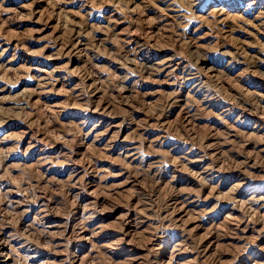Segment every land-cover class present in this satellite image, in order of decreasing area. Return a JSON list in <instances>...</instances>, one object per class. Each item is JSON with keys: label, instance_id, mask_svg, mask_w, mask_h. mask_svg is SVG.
Returning <instances> with one entry per match:
<instances>
[{"label": "rangeland", "instance_id": "obj_1", "mask_svg": "<svg viewBox=\"0 0 264 264\" xmlns=\"http://www.w3.org/2000/svg\"><path fill=\"white\" fill-rule=\"evenodd\" d=\"M248 1L0 0V235H9L4 242L13 245L14 264H31L33 257L37 264L61 258L69 264H130L131 257L133 264H264V22L250 21L251 9L243 12ZM220 8L227 14L215 11ZM159 59H168L176 72L158 74ZM129 144L138 146L137 156L125 163L121 154ZM188 196L194 204L183 209L179 199ZM84 232L93 235L80 245ZM122 246L125 253L118 252Z\"/></svg>", "mask_w": 264, "mask_h": 264}, {"label": "bare ground", "instance_id": "obj_2", "mask_svg": "<svg viewBox=\"0 0 264 264\" xmlns=\"http://www.w3.org/2000/svg\"><path fill=\"white\" fill-rule=\"evenodd\" d=\"M159 1H161V0H159ZM162 1H163V0H162ZM168 1H169V0H168ZM166 2H167V1H166ZM171 2H172V1H171ZM257 2H259V1H258V0H250V1H248V2H247L248 4L243 8V12L246 11V10L251 9V10H252L251 13H253V12H254V13H253V16L251 15V16H252V19H251L250 21L259 22V24H260V23L264 22V8L258 6L259 4H258ZM162 3H163V2H162ZM168 3H169V2H168ZM228 3H229V5H230V1H225L222 5H228ZM146 5H147V4H146ZM164 5H165V4H164ZM174 5H175V4H174ZM180 5H181V4H180ZM188 5H189V4H188ZM166 6H167V5H166ZM169 6H170V5H169ZM189 6H191V5H189ZM195 6H196V5H195ZM234 6H236V5H234ZM234 6H233V7H234ZM147 7H148V6H147ZM167 7H168V6H167ZM167 7H166V8H167ZM236 7H237V6H236ZM159 8H160V6H159ZM162 8H163V6H162ZM162 8H160V9H162ZM173 8H174V7H173ZM168 9H171V8H168ZM175 9H176V8H175ZM181 10H182V9H181ZM216 10L219 11V12H218L219 14H221V13L224 11V8L215 9V11H216ZM169 11H170V10H169ZM171 11H172V9H171ZM174 11H175V10H174ZM172 12H173V11H172ZM175 12H176V11H175ZM248 12H249V11H248ZM177 13H178V12H177ZM184 13H185V12H184ZM224 13L227 14L226 12H223L222 14H224ZM181 14H182V12H181ZM225 14H224V15H225ZM172 15H175V14H172ZM168 16H169V15H168ZM177 16H179V15H177ZM182 16H184V15L182 14ZM175 17H176V16H175ZM175 17H174V18H175ZM186 17H187V16H186ZM224 17H225V16H224ZM177 18H178V17H177ZM177 18H176V19H177ZM183 18H184V17H183ZM183 18L181 17L180 19H183ZM188 18H189V17H188ZM92 19H93V18H92ZM220 20H221V18H220ZM220 20H219V21H220ZM225 20H226V19H225ZM178 21H179V20H178ZM181 21H184V20H181ZM186 21H187V20H186ZM186 21H185V22H186ZM191 21H192V20H191ZM222 21H223V20H222ZM179 22H180V21H179ZM179 22H178V23H179ZM254 22H252V24H253ZM180 23H181V22H180ZM182 23H183V22H182ZM188 23H189V22H188ZM186 24H187V23H186ZM186 24H185V25H186ZM190 24H191V23H190ZM179 25H180V24H179ZM181 25H182V24H181ZM183 26H184V25H183ZM187 27H188V26H186V28H187ZM224 27H225V26H224ZM261 27H262V26H261ZM257 28H258V27H257ZM183 29H184V28H183ZM261 29H262V28H261ZM261 33H262V32H261ZM146 51H147V49H146ZM230 51H232V50H230ZM230 51H229V52H230ZM236 51H237V50H236ZM149 52H150V51H149ZM149 52H148V53H149ZM223 52H225V51H223ZM148 53H147V54H148ZM225 53H226V52H225ZM216 54H217V53H216ZM150 55H151V54H150ZM223 55H224V54H223ZM229 55H230V54H229ZM233 55H235V54H233ZM233 55H232V56H233ZM170 56H171V55H170ZM219 56H220V55H219ZM49 57H51V56L49 55ZM49 57H48V58H49ZM143 57H144V56H143ZM147 57H148V55H147ZM217 57H218V55H217ZM49 59H50V58H49ZM140 59H141V58H140ZM148 59H149V58H148ZM168 59H169V58H168ZM168 59H164V60H161V61H160V59H159L160 62H159L158 64L155 65V70L157 71L158 74H162V73H164V72H168V71H174V72H176V68H177V67H174V68H173V65H172L173 63L170 64V63L168 62ZM46 60H47V58H46ZM232 60H233V59H232ZM25 61H26V59H25ZM27 61H28V60H27ZM27 61H26V62H27ZM32 61H33V60H32ZM51 61H52V60H51ZM139 61H140V60H139ZM169 61H170V60H169ZM209 61H210V60H209ZM142 62H143V61H142ZM155 62H156V61H155ZM146 63H147V61H146ZM207 63H208V62H207ZM140 64H141V62H140ZM143 64H145V63H143ZM153 64H154V63H153ZM194 64H195V63H194ZM209 64H210V63H209ZM213 65H214V63H213ZM140 66H141V65H140ZM153 66H154V65H153ZM180 66H181V65H180ZM208 66H209V65H208ZM57 67H58V66H57ZM184 67H186V66H184ZM197 67H198V65H197ZM151 68H152V66H151ZM179 68H180V67H179ZM53 69H54V68H53ZM58 69H59V68H58ZM139 69H140V67H139ZM143 69H144V68H143ZM189 69H190V68H189ZM200 69H201V68H200ZM206 69H207V68H206ZM6 70H7V69H6ZM54 70H55V69H54ZM54 70H53V71H54ZM150 70H151V69H150ZM145 71L148 72V70H145ZM195 71H196V70H195ZM201 71H202V70H201ZM210 71H211V70H210ZM210 71H209V72H210ZM49 72L52 73V71H49ZM59 72H61V71H59ZM63 72H64V71H63ZM141 72H142V71H141ZM187 72H188V71H187ZM57 73H58V72H57ZM138 73H139V72H138ZM168 73H169V72H168ZM201 73H202V72H201ZM52 74H53V73H52ZM52 74H51V76H52ZM181 74H182V73H181ZM189 74H190V73H189ZM198 74H199V73H198ZM37 75H38V74H37ZM175 75H176V74H175ZM194 75H196V74H194ZM62 76H63V75H62ZM163 76H164V74H163ZM182 76H183V75H182ZM189 76L192 77L191 75H189ZM169 77H170V75H169ZM173 77H174V76H173ZM202 77H203V75H202ZM63 78H64V77H63ZM67 78H69V77H67ZM183 78H184V77H183ZM183 78H182V79H183ZM197 78H199V77H197ZM200 78H201V76H200ZM57 79H58V78H57ZM171 79H172V78H171ZM177 79H178V78H177ZM180 79H181V78H180ZM180 79H179V80H180ZM202 79H203V78H202ZM38 80H39V79H38ZM38 80H37V81H38ZM68 80H69V79H68ZM167 80H168V79H167ZM41 81H42V80H41ZM173 81H174V80H173ZM39 82H40V81H39ZM39 82H38V83H39ZM48 82H49V81H48ZM48 82H47V84L49 85ZM70 82H71V81H70ZM75 82H76V81H75ZM174 82H175V81H174ZM194 82H195V81H194ZM203 82H204V80H203ZM54 83H55V82H54ZM61 83H62V82H61ZM68 83H69V82H68ZM77 83H78V82H77ZM77 83H74V84H77ZM176 83H177V82H176ZM184 83H185V82H184ZM187 83H188V82H187ZM200 83H201V82H200ZM247 83H248V82H247ZM252 83H253V82H252ZM252 83H251V84H252ZM39 84H40V83H39ZM43 84H44V83H43ZM62 85H63V84H62ZM70 85H71V84H70ZM78 85H79V84H78ZM179 85H180V83H179ZM185 85H186V84H185ZM204 85H205V84H204ZM35 86H36V85H35ZM39 86H40V85H39ZM76 86H77V85H76ZM244 86H245V85H244ZM41 87H42V86H41ZM61 87H62V86H61ZM175 87H176V86H175ZM197 87H198V86H197ZM37 88H38V87H37ZM63 88H64V87H63ZM200 88H201V87H200ZM41 89H42V88H41ZM65 89H66V88H65ZM178 89H179V88H178ZM243 89H244V88H243ZM175 90H176V88H175ZM63 91H64V90H63ZM65 91H66V90H65ZM67 91H70V90H67ZM75 91H76V90H75ZM80 91H81V90H80ZM201 91H202V90H201ZM204 91H205V90H204ZM78 92H79V91H78ZM176 92H177V91H176ZM176 92H174V93H176ZM179 92H180V91H179ZM189 92H190V91H189ZM206 92H207V90H206ZM247 92H249V91H247ZM73 93H74V92H73ZM170 93H171V92H170ZM78 94H79V93H77V95H78ZM201 94H202V93H201ZM203 94H204V93H203ZM75 95H76V93H75ZM176 95H178V94L176 93ZM176 95H175V96H176ZM168 96H169V95H168ZM170 96H172V94H170ZM192 96H193V94H192ZM209 96H211V95L209 94ZM176 97H177V96H176ZM193 97H194V96H193ZM98 98H99V97H98ZM180 98H181V97H180ZM208 98H209V97H208ZM173 99H175V98H173ZM178 99H179V98H178ZM182 99L184 100V98H182ZM189 99H190V97H189ZM261 99H262V98H261ZM262 100H263V99H262ZM175 101H176V100H175ZM179 102H180V101H179ZM211 102H212V101H211ZM259 102H260V101H259ZM98 103H99V102H98ZM177 103H178V102H177ZM204 103H206V102H204ZM174 104H175V103H174ZM208 104H209V103H208ZM183 105H185V104H183ZM261 105H262V104H261ZM179 106H180V105H179ZM179 106H178V107H179ZM190 106H191V105H190ZM203 106H205V105H203ZM56 107H57V106H56ZM56 107H55V108H56ZM188 107H189V106H188ZM61 108H62V107H61ZM101 108H102V107H101ZM103 108H104V107H103ZM184 108H185V107H184ZM186 108H187V107H186ZM192 108H193V107H192ZM56 110H57V109H56ZM95 110H96V109H95ZM182 110H184V109H182ZM99 111H100V110H99ZM226 111H227V110H226ZM229 111H230V110H229ZM190 112H191V111H190ZM247 112H248V111H247ZM188 113H189V112H188ZM249 113H250V112H249ZM251 115H252V113H251ZM257 119H259V118H257ZM107 120H108V119H107ZM112 120H113V119H112ZM129 120H130V119H129ZM117 121H118V120H117ZM118 122H119V121H118ZM121 122H122V121H121ZM121 122H119V123L121 124ZM105 123H107V122H105ZM105 123H104V124H105ZM112 123H113V122H112ZM119 123H118V124H119ZM127 123H128V122H127ZM127 123H126V124H127ZM130 123H131V122H130ZM258 123H259V122H258ZM262 123H263V122H262ZM262 123H261V124H262ZM116 124H117V123H116ZM116 124H115V125H116ZM135 124H136V123H135ZM105 125H106V124H105ZM112 125H113V124H112ZM139 125H140V124H139ZM139 125H138V126H139ZM141 125H142V124H141ZM127 126H128V125H127ZM129 126H130V125H129ZM135 126H137V125H135ZM99 127H101V126H99ZM108 127H110V126H108ZM108 127H107V128H108ZM142 127H144V126H142ZM147 127H148V126H147ZM107 128H106V129H107ZM118 128H119V127H118ZM138 128H139V127H138ZM140 128H141V127H140ZM101 129H102V128H101ZM106 129H105V130H106ZM119 129H121V128H119ZM124 129H125V128H124ZM127 130H128V129H127ZM132 130H133V129H132ZM134 130H136V129L134 128ZM142 130H143V128H142ZM113 131H114V130H113ZM123 131H124V130H123ZM136 131L138 132V130H136ZM136 131H135V132H136ZM144 131H145V129H144ZM105 132H106V131H105ZM105 132L103 131V133H105ZM259 132H260V131H259ZM261 132H262V131H261ZM94 133H95V132H94ZM100 133H102V132H100ZM117 133H118V132H117ZM129 133H130V131H129ZM253 133H254V132H253ZM97 134L99 135V133H97ZM113 134H114V133H113ZM130 134H132V132H131ZM133 134H134V133H133ZM141 134H142V133H141ZM141 134H140V135H141ZM147 134H148V133H147ZM250 134L253 135L252 133H250ZM98 135H97V136H98ZM110 135H111V134H110ZM117 135H118V134H117ZM125 135H126V134H125ZM136 135H137V134H136ZM142 135H143V134H142ZM145 135H146V134H145ZM149 135H150V134H149ZM255 135H256V133H255ZM262 135H263V133H262ZM107 136H108V135H107ZM111 136H112V135H111ZM111 136H110V137H111ZM114 136H116V135L114 134ZM130 136H131V135H130ZM93 137H95V136L93 135ZM116 137H117V136H116ZM132 137H133V136H132ZM142 137L144 138V136H142ZM146 137H147V136H146ZM98 138H99V137H98ZM129 138L133 140V138H131V137H129ZM137 138H138V137H137ZM137 138H136V140H137ZM149 138H150V137H149ZM260 138H261V137H260ZM263 138H264V137H263ZM112 139H114V137H112ZM126 139H128V136H126ZM134 139H135V138H134ZM147 139H148V138H147ZM92 140H93V139H92ZM96 140H97V138H96ZM99 140H100V139H99ZM108 140H109V139H108ZM110 140H111V139H110ZM144 140H145V139H144ZM148 140H150V139H148ZM93 141H94V140H93ZM100 141H101V140H100ZM100 141H99V142H100ZM96 142H97V141H96ZM146 143H147V142H146ZM150 143H151V142H150ZM177 143H178V141H177ZM29 144H30V143H29ZM92 144H93V143H92ZM97 144H99V143H97ZM104 144L106 145V143H104ZM122 144H123V143H122ZM122 144H121V145H122ZM124 144H125V142H124ZM134 144H135V143H134ZM148 144H149V143H148ZM35 145H36V144H35ZM109 145H110V144H109ZM138 145H140V142H139ZM92 146H93V145H92ZM100 146H101V145L99 144V147H100ZM106 146H108V145H106ZM119 146H120V145H119ZM263 146H264V145H263ZM30 147H31V146H30ZM97 147H98V145H97ZM101 147H102V146H101ZM111 147H112V146H111ZM137 147H138V146L130 145V144H129L128 146H126L125 148H123V154H121V153L119 152V154L123 155V156H122V159H123L122 161H124V162L126 163L125 160H127V159H130V161L135 160V158H136V156H137V155H136V153H137ZM174 147H175V146H174ZM147 148H148V147H147ZM172 148H173V147H172ZM177 148H178V146H177ZM98 149L101 150L100 148H98ZM106 149H107V148H106ZM110 149H111V148H110ZM173 149H174V148H173ZM258 149H259V148H258ZM258 149H257V153H258ZM260 149H261V148H260ZM143 150H144V149H143ZM175 150H176V149H175ZM263 150H264V149H263ZM138 151H139V149H138ZM173 151H174V150H173ZM193 151H194V150H193ZM255 151H256V150H255ZM40 152H41V151H40ZM104 152H105V151H104ZM144 152H145V151H144ZM167 152H169V151H167ZM170 152H171V151H170ZM37 153H38V152H37ZM110 153H111V152H110ZM117 153H118V152H117ZM138 153H140V152H138ZM186 153H188V152H186ZM259 153H262V152H259ZM263 153H264V152H263ZM39 154H40V153H39ZM63 154H64V153H63ZM184 154H185V153H184ZM189 154H190V153H189ZM193 154H194V153H193ZM195 154H196V152H195ZM41 155H42V154H41ZM61 155H62V154H61ZM117 155H118V154H117ZM117 155H116V156H117ZM142 155H143V154H142ZM186 155H187V154H186ZM50 156H51V155H50ZM52 156H53V155H52ZM56 156H57V155H56ZM64 156H65V155H64ZM116 156H115V158H116ZM143 156H144V155H143ZM174 156H175V155H174ZM200 156H202V155H200ZM259 156H260V155H259ZM39 157H40V156H39ZM42 157H43V156H42ZM44 157H45V156H44ZM46 157H47V156H46ZM58 157H59V156H58ZM117 157H118V156H117ZM119 157H120V156H119ZM146 157H147V156H146ZM166 157H167V156H166ZM168 157H169V156H168ZM190 157L192 158V156H190ZM195 157H196V156H195ZM204 157H205V156H203V158H204ZM261 157H262V156H261ZM65 158H66V156H65ZM138 158L141 159V157H138ZM170 158H171V157H170ZM172 158H173V156H172ZM172 158H171V159H172ZM178 158H179V157H178ZM188 158H189V157H188ZM196 158H197V157H196ZM41 159H42V158H41ZM47 159H48V158H47ZM68 159H69V158H68ZM113 159H114V158H113ZM140 159H138V160H140ZM144 159H145V158L143 157V160H144ZM149 159H150V158H149ZM167 159H169V158H167ZM175 159H176V158H175ZM183 159H184V158H183ZM198 159H199V158H198ZM62 160H63V159H62ZM69 160H70V159H69ZM116 160H118V158H116ZM143 160H141L142 163H144ZM157 160H161V159H157ZM157 160H155V161H157ZM180 160H182V159H180ZM38 161H39V160H38ZM55 161H56V160H55ZM59 161H60V160H59ZM64 161H65V160H63V162H64ZM122 161H121V163H122ZM136 161H137V160H136ZM136 161H135V162H136ZM151 161H153V160H151ZM151 161H150V162H151ZM166 161H167V160H166ZM169 161H170V160H169ZM176 161H177V160H176ZM202 161H203V160H202ZM60 162H61V161H60ZM65 162H68V161L66 160ZM71 162H72V161H71ZM118 162L120 163V161H117V163H118ZM139 162H140V161H139ZM150 162H149L148 164H150ZM157 162H158V161H157ZM164 162H165V160H164ZM174 162H175V161H174ZM195 162H196V160H195ZM211 162H212V161H211ZM36 163H38V162H36ZM39 163H40V161H39ZM39 163H38V164H39ZM41 163H43V161H42ZM41 163H40V164H41ZM48 163H49V162H48ZM54 163H55V162H54ZM74 163H75V162H74ZM93 163H94V162H93ZM97 163H98V160H97ZM128 163H129V162H128ZM132 163H133V162H132ZM155 163H156V162H155ZM160 163H161V162H160ZM162 163H163V162H162ZM166 163H167V162H166ZM172 163H173V162H172ZM172 163L170 162V164H172ZM175 163H176V162H175ZM181 163H182V162H181ZM191 163H192V162H191ZM191 163H190V164H191ZM40 164H39V166H40ZM71 164H72V163H71ZM80 164H81V163H80ZM91 164H92V163H91ZM94 164H95V163H94ZM122 164H123V163H122ZM130 164H131V163H130ZM130 164H128V165L130 166ZM184 164H185V163H184ZM194 164H195V163H194ZM242 164H244V162H243ZM51 165H54V164H51ZM58 165H59V163H58ZM123 165H124V164H123ZM140 165H143V164H140ZM140 165H139V166H140ZM153 165H154V164H153ZM153 165H152V166H153ZM158 165H159V164H158ZM161 165H162V164H161ZM173 165H174V164H173ZM181 165H183V164H181ZM185 165H187V164H185ZM206 165H207V164H206ZM211 165H212V163H211ZM245 165H246V163H245ZM247 165H248V164H247ZM41 166H42V165H41ZM70 166H71V165H70ZM72 166H73V165H72ZM72 166H71V167H72ZM87 166H88V165H87ZM93 166H95V165H93ZM126 166H127V165H126ZM126 166H123V167H126ZM134 166H135V165H134ZM134 166H132V164H131V167H130V168H133ZM137 166H138V165H137ZM148 166H149V165H148ZM154 166H155V165H154ZM165 166H166V165H165ZM177 166H178V165H177ZM183 166H184V165H183ZM183 166H181V167L183 168ZM187 166H188V165H187ZM197 166H198V165H197ZM208 166H209V164H208ZM212 166H213V165H212ZM215 166H217V165H215ZM61 167H62V166H61ZM66 167H67V166H66ZM77 167H78V166H77ZM127 167H128V166H127ZM142 167H143V166H142ZM146 167H147V165H146ZM150 167H151V166H150ZM150 167H149V168H150ZM156 167H157V166H156ZM161 167H162V166H161ZM171 167H172V166H171ZM174 167H176V165H175ZM181 167H180V168H181ZM190 167H191V166H190ZM192 167H193V166H192ZM205 167H206V166H205ZM244 167H247V166H244ZM248 167H249V166H248ZM47 168H48V167H47ZM49 168H50V167H49ZM72 168H73V167H72ZM91 168H93V167H91ZM178 168H179V167H178ZM184 168H185V167H184ZM184 168H183V169H184ZM43 169H45V168H43ZM51 169H52V168H51ZM58 169H59V168H58ZM67 169H68V168H67ZM74 169H75V168H74ZM85 169H86V168H85ZM97 169H98V168H97ZM147 169H148V168H147ZM157 169H158V168H157ZM169 169H170V168H169ZM174 169H175V168H174ZM218 169H219V168H218ZM218 169H217V170H218ZM47 170H48V169H47ZM49 170H50V169H49ZM68 170H69V169H68ZM70 170H71V169H70ZM75 170H76V169H75ZM80 170H81V169H80ZM94 170H95V168H94ZM94 170H92V171L95 172ZM134 170H136V169H134ZM142 170H143V169H141V171H138V172H142V173H143ZM159 170H160V169H158L157 171H159ZM161 170H162V169H161ZM180 170H181V169H180ZM194 170H195V169L193 168V172L196 171V170H195V171H194ZM199 170H200V169H199ZM205 170H206V169H205ZM211 170H212V169H211ZM217 170H216V171H217ZM242 170H243V169H242ZM43 171H44V170H43ZM83 171H84V170H83ZM127 171H128V170H127ZM127 171H126V172H127ZM131 171H132V170H131ZM186 171H187V170H185V172H186ZM243 171H244V170H243ZM46 172H48V171H46ZM46 172H45V173H46ZM50 172H51V171H50ZM70 172H71V171H70ZM70 172H69V174H70ZM84 172H85V171H84ZM90 172H91V171H90ZM136 172H137V171H135V173H136ZM150 172H151V171H150ZM150 172H149V176H150ZM160 172H162V171H160ZM175 172H176V171H175ZM175 172H174V174H175ZM182 172H183V170H182ZM196 172H197V171H196ZM198 172H199V171H198ZM209 172H210V171H209ZM235 172H236V171H235ZM262 172H263V171H262ZM51 173H52V172H51ZM58 173H59V172H58ZM62 173H64V172L62 171ZM75 173H76V172H75ZM144 173H145V171H144ZM158 173H159V172H158ZM170 173H173V171L170 172ZM186 173H188V172H186ZM200 173H201V172H200ZM214 173H215V172H214ZM216 173H217V172H216ZM79 174H80V173H79ZM83 174H84V173H83ZM83 174H82V175H83ZM87 174H88V173H87ZM130 174H131V172H130ZM132 174H133V173H132ZM132 174H131V175H132ZM139 174H140V173H139ZM139 174H138V176H139ZM145 174H146V173H145ZM152 174H153V173H152ZM155 174H156V173H155ZM155 174H154V175H155ZM160 174H161V173H160ZM174 174H173V176H174ZM177 174H178V173H177ZM177 174H176V175H177ZM180 174H181V173H180ZM180 174H179V175H180ZM182 174H183V173H182ZM191 174H192V172H191ZM237 174H238V173H237ZM70 175H71V174H70ZM84 175H85V174H84ZM84 175H83V176H84ZM92 175H93V174H92ZM92 175H90V176H92ZM136 175H137V174H136ZM142 175H143V174H142ZM189 175H190V174H189ZM204 175H205V174H204ZM207 175H208V174H207ZM220 175H221V174H220ZM240 175H241V174H240ZM45 176H46V175H45ZM47 176H48V175H47ZM58 176H59V175H58ZM58 176H57V177H58ZM61 176H62V175H61ZM127 176L129 177V174H127ZM145 176H146V175H145ZM145 176H144V178H145ZM152 176H153V175H152ZM173 176H171V178H172ZM193 176H194V175H193ZM198 176H199V175H198ZM201 176H202V175H201ZM71 177H72V175H71ZM80 177L82 178L81 175H80ZM80 177H79V179H80ZM94 177H95V176H94ZM97 177H98V175H97ZM132 177H133V176H132ZM146 177H147V176H146ZM156 177H157V176H156ZM189 177H190V176H189ZM217 177H218V176H217ZM220 177H221V176H220ZM232 177H233V176H232ZM243 177H244V176H243ZM247 177H248V176H247ZM59 178H60V176H59ZM59 178H58V180H60ZM68 178H69V177H67L66 179H68ZM88 178H89V177H88ZM150 178H151V177H150ZM173 178H174V177H173ZM202 178H203V176H202ZM204 178H205V177H204ZM210 178H211V176H210ZM212 178H213V177H212ZM235 178H236V177H235ZM252 178H253V177H252ZM66 179H65V180H66ZM70 179H72V178H70ZM95 179H96V178H95ZM129 179H130V178H129ZM141 179H143V178H141ZM197 179H198V178H197ZM207 179H208V178H207ZM214 179H216V178H214ZM221 179H222V178H221ZM221 179H219V180L221 181ZM240 179H241V177H240ZM246 179H247V178H246ZM249 179H250V178H249ZM46 180H47V179H46ZM72 180H73V179H72ZM77 180H78V179H77ZM86 180H87V179H86ZM98 180H99V179H98ZM139 180H140V179H139ZM172 180H173V179H172ZM192 180H193V179H192ZM201 180H202V179H201ZM205 180H206V178H205ZM209 180H210V179H209ZM238 180H239V179H238ZM250 180H251V179H250ZM252 180H253V179H252ZM61 181H63V180L61 179ZM69 181H70V180H69ZM83 181H84V180H83ZM215 181H216V180H215ZM220 181H219V182H220ZM53 182H54V181H53ZM72 182H73V181H72ZM88 182H89V181H88ZM100 182H101V181H100ZM100 182H99V183H100ZM137 182H138V181H137ZM137 182H136V183H137ZM188 182H189V181H188ZM210 182H211V181H210ZM212 182H213V180H212ZM231 182H232V181H231ZM235 182H236V181H235ZM45 183H46V182H45ZM60 183H61V182H60ZM64 183H65V182H63L62 185H65ZM67 183H68V181H67ZM73 183H75V182H73ZM94 183H95V182H94ZM99 183H98V184H99ZM138 183H139V182H138ZM183 183H184V181H183ZM195 183H196V182H195ZM244 183H245V182H244ZM185 184H186V183H185ZM188 184H189V183H188ZM236 184H237V183H236ZM45 185H46V184H45ZM73 185H74V184H73ZM90 185H91V186H94V185H92V184H90ZM100 185H101V184H100ZM216 185H217V184H216ZM233 185H235V183H234ZM238 185H240V187H241L242 184L238 183ZM243 185H244V184H243ZM40 186H41V185H40ZM81 186H82V185H81ZM88 186H89V185H88ZM88 186H87V187H88ZM134 186H135V184H134ZM185 186H186V185H185ZM185 186H184V188H185ZM188 186H189V185H188ZM210 186H211V185H210ZM217 186H219V184H218ZM235 186H237V185H235ZM44 187H45V186H44ZM70 187H72L71 184H70L69 188H70ZM74 187H75V186H74ZM74 187H73V188H74ZM78 187H80V186H78ZM99 187H100V186H99ZM186 187H187V186H186ZM192 187H193V186H192ZM214 187H216V186L214 185ZM229 187H230V186H229ZM229 187H228V189H229ZM237 187H239V186H237ZM237 187H236V188H237ZM245 187H246V186H245ZM254 187H255V185H254ZM67 188H68V187H67ZM80 188H81V187H80ZM84 188H86V186H84ZM190 188H191V187H190ZM231 188H232V187H231ZM241 188H242V187H241ZM260 188H262V187H260ZM71 189H72V188H71ZM78 189H79V188H78ZM86 189H87V188H86ZM86 189H85V190H86ZM95 189H96V188H95ZM95 189H94V190H95ZM188 189H189V188H188ZM217 189H218V188H217ZM220 189H221V187H220ZM245 189H246V188H245ZM254 189H256V188H254ZM74 190H75V189H74ZM82 190H83V189H82ZM82 190H81V191H82ZM85 190H84V191H85ZM92 190H93V189H92ZM92 190H91V191H92ZM233 190H234V189H233ZM251 190H252V192H254L253 188H251ZM91 191H90V192H91ZM193 191H194V190H193ZM213 191H214V190H213ZM215 191H216V190H215ZM219 191H220V190H219ZM227 191H228V190H227ZM230 191H231V190H230ZM234 191H235V190H234ZM234 191H233V192H234ZM239 191H240V190H239ZM244 191H245V190H244ZM258 191H259V190H258ZM261 191H262V190H261ZM72 192H73V191H72ZM77 192H78V191H77ZM86 192H87V191H86ZM188 192H189V191H188ZM190 192H191V191H190ZM220 192H221V191H220ZM228 192H229V191H228ZM82 193H83V192H82ZM92 193H93V192H92ZM178 193H179V192H178ZM231 193H232V191H231ZM234 193H235V192H234ZM184 194H185V193H184ZM195 194H196V196L198 195V193H195ZM251 194H252V193H251ZM257 194H258V193H257ZM88 195H89V194H88ZM188 195H190V194H188ZM234 195H235V194H234ZM234 195H233V196H234ZM79 196H81V195H79ZM90 196H91V195H90ZM174 196H175V195H174ZM178 196H179V195H178ZM183 196H184V195H183ZM190 196H191V195H190ZM190 196L185 197L184 199H181V198H180V199H181V200L179 199L180 202L177 201L178 203H181V206H180L181 208L184 209V208H186V207H188V206H191L190 204H192V203L194 204V200H192V199L190 198ZM198 196H199V195H198ZM248 196H249V195H248ZM234 197H235V196H234ZM76 198H78V197H76ZM89 198H91V197H89ZM232 198H233V197H232ZM172 199H173V198H172ZM200 199H201V198H200ZM200 199H199V200H200ZM246 199H247V198H246ZM251 199H252V198H251ZM262 199H263V198H259V199H257V200L259 201V200H262ZM13 200H14V199H13ZM78 200H79V199H78ZM89 200H90V199H89ZM234 200H235V199H234ZM244 200H245V198H244ZM91 201H92V200H91ZM247 201H248V200H247ZM250 201H253V200H250ZM250 201H249V202H250ZM201 202H202V200H201ZM224 202H226V201H224ZM178 203H177V204H178ZM197 203H199V202L197 201ZM197 203H196V204H197ZM220 203H221V202H220ZM243 203H245V202L243 201ZM257 203H258V202H257ZM257 203H256V204H257ZM9 204H10V202H9ZM9 204H8V202H7V205H9ZM91 204H92V202H91ZM202 204H203V203H202ZM227 204H228V203H227ZM250 204H251V203H250ZM38 205H39V204H38ZM45 205H46V204H45ZM79 205H80V204H79ZM127 205H128V204H127ZM169 205H170V204H169ZM173 205H174V204H173ZM173 205H172V206H173ZM197 205H198V204H197ZM197 205H196V206H197ZM203 205H204V204H203ZM29 206H30V205H29ZM47 206H48V205H47ZM172 206H171V207H172ZM175 206H176V205H175ZM175 206H174V208H175ZM218 206H219V204H218ZM223 206H224V205H223ZM248 206H249V203H248ZM260 206H261V205H260ZM42 207H43V206H42ZM48 207H49V206H48ZM83 207L85 208V205L81 207L82 210H83ZM87 207H88V206H87ZM91 207H92V206H91ZM191 207H192V206H191ZM198 207H199V206H198ZM250 207H251V206H250ZM250 207H249V208H250ZM26 208H27V207H26ZM43 208H44V207H43ZM45 208H46V207H45ZM78 208H80V207H78ZM135 208H136V207H135ZM135 208H134V209H135ZM166 208H168V207H166ZM166 208H165V209H166ZM172 208H173V207H172ZM177 208H179V206H178ZM189 208H190V207H189ZM189 208H188V209H189ZM212 208H213V207H212ZM212 208H211V211H212ZM220 208H221V206H220ZM247 208H248V207H247ZM252 208H253V207H252ZM47 209H48V208H47ZM134 209H132V210H134ZM165 209H164V211H165ZM202 209H204V208H202ZM215 209H216V206H215ZM223 209H224V208H223ZM226 209H227V208H226ZM232 209H233V208H232ZM234 209H235V208H234ZM234 209H233V210H234ZM28 210H30V209H28ZM94 210H95V209H94ZM94 210H93V211H94ZM99 210H100V209H99ZM101 210H102V209H101ZM129 210H130V209H129ZM137 210H139V209H137ZM141 210L143 211V208H142ZM172 210H173V209H172ZM179 210H180V209H179ZM190 210H191V209H190ZM217 210H218V209H217ZM221 210H222V209H221ZM221 210L219 209V212H220ZM250 210H251V209H250ZM254 210H255V209H254ZM254 210H252V211H254ZM259 210H260V209H259ZM259 210L257 209V211H259ZM46 211H47V210H46ZM48 211H49V210H48ZM176 211H177V210H176ZM180 211H181V210H180ZM193 211H194V210H193ZM202 211H203V210H202ZM208 211H210V210H208ZM215 211H216V210H215ZM231 211H232V210H231ZM248 211H249V210H248ZM31 212H32V211H31ZM37 212H39V211H37ZM85 212H86V208H85ZM91 212H92V211H91ZM91 212H90V213H91ZM95 212H96V211H95ZM100 212H102V211H100ZM128 212H129V211H128ZM130 212H131V211H130ZM136 212H139V211H136ZM181 212H182V211H181ZM186 212H187V211H186ZM198 212H201V211H198ZM205 212L208 213L207 211H205ZM263 212H264V211H263ZM43 213H45V212L43 211ZM74 213H75V212H74ZM74 213H73V214H74ZM102 213H104V212H102ZM144 213H146V212H144ZM144 213H143V214H144ZM172 213H173V212H172ZM206 213H205V214H206ZM214 213H215V212H214ZM232 213H233V211H232ZM38 214H39V213H38ZM78 214H79V213H78ZM84 214H85V213H84ZM88 214H89V213H88ZM94 214H96V213H94ZM99 214H100V213H99ZM104 214H105V213H104ZM124 214H125V213H124ZM126 214L128 215V213H126ZM126 214H125V215H126ZM136 214H137V213H136ZM139 214H141V213L139 212ZM163 214H164V213H163ZM177 214H178V213H177ZM200 214H202V213H200ZM261 214H262V213H260V215H261ZM75 215H76V214H75ZM97 215H98V214H97ZM141 215H142V214H141ZM144 215H147V214H144ZM161 215H162V214H161ZM170 215H171V214H169V216H170ZM175 215H176V213H175ZM180 215H181V214H180ZM185 215H186V213H185ZM188 215H189V214H188ZM188 215H187V217H188ZM193 215H195V214H193ZM215 215H217V214H215ZM219 215H220V214H219ZM227 215H228V214H227ZM227 215H226V216H227ZM262 215H263V214H262ZM82 216H84V215H82ZM128 216H129V215H128ZM128 216H127V217H128ZM134 216H136V215H134ZM139 216H140V215H139ZM148 216H149V215H147V217H148ZM152 216H154V215H152ZM201 216H202V215H201ZM205 216H207V214H206ZM211 216H212V215H211ZM226 216H225V217H226ZM228 216H229V215H228ZM22 217H23V216H22ZM35 217H36V216H35ZM96 217H97V216H96ZM142 217H143V216H142ZM145 217H146V216H145ZM145 217H144V218H145ZM187 217H186V218H187ZM191 217H193V216H191ZM191 217H190V218H191ZM195 217H196V215H195ZM195 217H194V220L197 219V218H195ZM207 217H208V216H207ZM218 217H219V216H218ZM229 217H231V214H230ZM229 217H228V218H229ZM240 217H241V216H240ZM242 217H243V216H242ZM23 218H24V217H23ZM42 218H43V217H42ZM81 218H82V217H81ZM88 218H89V217H88ZM90 218H91V216H90ZM93 218H94V217H93ZM139 218H140V217H139ZM149 218H151V217L149 216ZM152 218H153V217H152ZM163 218H164V217H163ZM180 218H181V217H180ZM186 218H184V219H186ZM203 218H205V217H203ZM209 218H210V217H209ZM221 218H222V217H221ZM231 218H232V217H231ZM233 218H234V217H233ZM237 218L240 219L239 217H237ZM34 219H35V218H34ZM71 219H72V218H71ZM84 219H86V217H85ZM100 219H101V218H100ZM122 219H123V218H121V220H122ZM131 219H133V218H131ZM131 219H130V220H131ZM137 219H138V218H137ZM153 219H154V218H153ZM157 219H158V218H157ZM164 219H165V218H164ZM168 219H169V218H168ZM200 219H201V218H200ZM200 219H199V221H200ZM207 219H208V218H207ZM211 219H212V218H211ZM211 219H210V220H211ZM219 219H220V218H219ZM223 219H224V218H223ZM223 219H222V224H225V223H223ZM235 219H236V218H235ZM35 220H36V219H35ZM35 220H34V222H35ZM90 220H91V219H90ZM93 220H94V219H93ZM103 220H104V219H103ZM125 220H126V219H125ZM135 220H136V219H133V222H135ZM155 220H156V219H155ZM159 220H160V219H159ZM179 220H180V219H179ZM187 220H188V219H187ZM187 220H186V221H187ZM189 220H190V219H189ZM192 220H193V218H192ZM202 220H204V219H202ZM202 220H201V222H202ZM215 220H216V219H215ZM225 220L228 221V220H230V219H224V221H225ZM233 220H234V219H233ZM243 220H244V219H242V221H243ZM60 221H61V220H60ZM84 221H85V220H84ZM86 221H88V220H86ZM97 221H98V220H97ZM97 221H96V222H97ZM126 221L128 222V220H126ZM126 221H125V222H126ZM152 221H153V220H152ZM152 221H151V222H152ZM171 221H173V220H171ZM183 221H184V220H183ZM186 221H184L185 225H186ZM197 221H198V219H197ZM211 221H212V220H211ZM235 221H236V220H235ZM24 222H25V221H24ZM28 222H29V221H28ZM42 222H43V221H42ZM47 222H48V221H47ZM64 222H65V221H64ZM64 222H63V224L66 223V222H65V223H64ZM127 222H126V223H127ZM129 222H130V221H129ZM139 222H141V220H140ZM144 222H145V221H144ZM144 222H142V223H144ZM157 222H158V221H157ZM160 222H161V220H160ZM162 222H163V221H162ZM164 222H165V221H164ZM166 222H167V221H166ZM187 222H188V221H187ZM190 222H191V220H190ZM192 222H194V221H192ZM195 222H196V221H195ZM228 222H229V221H228ZM238 222H239V220H238ZM253 222H254V221H253ZM35 223H36V222H35ZM43 223H44V222H43ZM94 223H95V222H94ZM97 223H98V222H97ZM136 223H138V222H136ZM147 223H148V222H147ZM152 223H153V222H152ZM152 223H151V224H152ZM170 223H171V222H170ZM175 223H176V222H175ZM215 223H216V222H214L213 225H215ZM241 223H242V222H241ZM246 223H247V222H246ZM26 224H27V223H26ZM39 224H40V223H39ZM82 224H83V221H82ZM85 224L88 225L87 222H86ZM89 224H90V223H89ZM102 224H103V222H102ZM134 224H135V223H134ZM179 224H180V223H179ZM179 224H177V225H179ZM192 224H193V223H192ZM233 224H234V223H233ZM233 224H232V225H233ZM243 224H244V223H243ZM247 224H248V223H247ZM252 224H253V223H252ZM33 225H34V224H33ZM33 225H32V226H33ZM49 225H50V224H49ZM87 225H86V226H87ZM98 225H100V224H97V226H98ZM122 225H123V223H122ZM136 225H137V224H136ZM146 225H147V224H146ZM149 225H150V222H149ZM149 225H148V226H149ZM153 225H154V224H153ZM153 225H151V226H153ZM158 225H159V223H158ZM167 225H169V224L167 223L166 226H167ZM180 225H181V224H180ZM199 225H200V224H199ZM199 225L197 224V227H198ZM213 225H212V226H213ZM218 225H219V224H218ZM218 225H217V226H218ZM230 225H231V223H230ZM235 225H236V224H235ZM238 225H239V224H238ZM4 226H5V225H4ZM27 226H28V225H27ZM64 226H65V225H64ZM70 226H71V225H70ZM82 226H83V225H82ZM94 226H95V224H94ZM119 226L121 227L120 224H119ZM140 226H141V225H140ZM194 226H195V225H194ZM209 226H211V225H209ZM253 226H254V225H253ZM255 226H256V225H255ZM46 227H47V226H46ZM52 227H53V226H52ZM79 227H80V226H79ZM88 227H89V226H88ZM98 227H99V226H98ZM105 227H106V226H105ZM105 227H104V228H105ZM162 227H163V226H162ZM167 227H168V226H167ZM169 227H170V226H169ZM173 227H174V226H173ZM185 227H186V226H185ZM203 227H204V226H203ZM203 227H202V228H203ZM213 227H214V226H213ZM246 227H247V226H246ZM6 228H7V227H6ZM53 228H54V227H53ZM67 228H68V227H67ZM67 228H66V229H67ZM81 228H82V227H81ZM83 228H84V227H83ZM86 228H87V227H86ZM123 228H124V227H123ZM139 228H140V227H139ZM156 228H158V227H156ZM171 228H172V227H171ZM205 228H206V227H205ZM208 228H209V227H208ZM227 228H228V226H227ZM229 228H230V227H229ZM229 228H228V229H229ZM235 228H237V227L235 226ZM239 228H240V227H239ZM243 228H244V227H243ZM252 228H253V227H252ZM2 229H3V228H2ZM59 229H60V228H59ZM93 229H95V228L93 227ZM97 229H98V228H97ZM102 229H103V227H102ZM102 229H101V230H102ZM142 229H143V228H142ZM145 229H147V228L145 227ZM149 229H150V226H149ZM149 229H147V230H149ZM153 229H154V228H153ZM165 229H166V228H165ZM188 229H189V228H188ZM193 229H194V228H193ZM197 229H199V228H197ZM212 229H213V228H212ZM53 230H54V229H53ZM56 230H57V229H56ZM74 230H75V229H74ZM99 230H100V229H99ZM133 230H134V229H133ZM136 230H137V229H136V227H135V230H134V231H136ZM151 230H152V229H151ZM155 230H156V229H155ZM177 230H178V229H177ZM182 230H183V229H182ZM182 230H181V231H182ZM200 230H201V229H200ZM204 230H206V229H204ZM244 230H246V229L244 228ZM10 231H11V230H10ZM10 231H9V232H10ZM60 231H61V230H60ZM77 231H78V230H77ZM88 231H89V230H88ZM92 231H93V230H91V232H92ZM97 231H98V230H97ZM103 231H104V229H103ZM105 231H106V230H105ZM112 231H113V230H112ZM121 231H122V230H121ZM128 231H129V230H128ZM128 231H126V232H128ZM131 231H132V230H131ZM141 231H142V230H141ZM143 231H144V230H143ZM152 231H154V230H152ZM157 231H158V229H157ZM184 231H185V230H184ZM187 231H192V230L189 229V230H187ZM206 231H207V230H206ZM206 231H205V232H206ZM231 231L233 232V230H231ZM240 231H241V230H240ZM247 231H248V230H247ZM258 231H259V233H260V229H258ZM1 232H2V230H1ZM81 232H83V231H81ZM91 232H84V233H81V234L79 233L77 239H78L79 242H81L80 245H82L83 240H84L85 238H87V237H85L86 235H91V236L93 235ZM95 232H96V231H95ZM99 232H101V231H99ZM113 232H114V231H113ZM126 232H125V233H126ZM129 232H130V231H129ZM145 232H146V231H145ZM150 232H151V231H150ZM150 232H149V233H150ZM155 232H156V231H155ZM158 232H159V231H158ZM161 232H162V231H161ZM163 232H164V231H163ZM170 232H171V231H170ZM193 232H194V231H193ZM193 232H192L191 234H193ZM199 232H200V231H199ZM229 232H230V231H229ZM234 232H235V231H234ZM234 232H233V233H234ZM236 232H237V231H236ZM243 232H244V231H243ZM245 232H246V231H245ZM261 232H262V230H261ZM10 233H11V232H10ZM54 233H55V232H54ZM59 233H60V232H59ZM61 233H63V232L61 231ZM61 233H60V234H61ZM70 233H72V232H69V234H70ZM93 233H94V232H93ZM96 233H97V232H96ZM118 233H119V232H118ZM130 233H131V232H130ZM130 233H129V234H130ZM135 233H137V232H135ZM146 233H148V231H147ZM164 233H167V232H164ZM182 233H183V232H182ZM184 233H185V232H184ZM197 233H198V232H197ZM202 233H204V232H202ZM224 233H225V232H224ZM233 233H232V234H233ZM238 233H239V232H238ZM254 233H255V231H254ZM2 234H5V233H2ZM2 234L0 235V236L2 237V238L0 237V264H14V261H15V260L12 258L13 245H11V244H10L11 242H9V241H8V243L4 242V240H5L6 238H8L9 235L6 236V235H2ZM18 234H19V233H18ZM56 234H57V233H56ZM127 234H128V233H127ZM161 234H162V233H161ZM173 234H174V233H173ZM185 234H186V233H185ZM199 234H200V233H199ZM250 234H251V233H250ZM256 234H257V233H256ZM13 235H14V233H13ZM16 235H17V234H15V236H16ZM22 235H23V234H22ZM24 235H25V234H24ZM102 235H103V234H102ZM108 235H109V234H108ZM137 235H138V234H137ZM142 235H145V234H143V232H142ZM146 235H147V234H146ZM182 235H183V234H182ZM194 235H195V234H194ZM202 235H203V234H202ZM229 235H230V234H229ZM17 236H18V235H17ZM20 236H21V235H20ZM50 236H51V235H50ZM57 236H58V235H57ZM91 236H90V238H91ZM110 236H112V235H110ZM149 236H150V235H149ZM152 236H153V235H152ZM161 236H162V235H161ZM164 236H165V235H164ZM164 236H162V239H163ZM189 236H191V235H189ZM239 236H240V235H239ZM252 236H253V235H252ZM252 236H251V237H252ZM256 236H257V235H256ZM258 236H259V235H258ZM5 237H6V238H5ZM11 237H12V236H11ZM60 237H63V236H60ZM60 237H59V238H60ZM93 237H94V236H93ZM113 237H114V236H113ZM150 237H151V236H150ZM156 237H157V235H156ZM159 237H160V236H159ZM171 237H172V236H171ZM173 237H174V236H173ZM176 237H177V236H176ZM179 237H180V236H179ZM182 237H183V236H182ZM187 237H188V236H186L185 239H187ZM222 237H223V236H222ZM224 237H225V236H224ZM226 237H228V236H226ZM248 237H249V236H248ZM254 237H255V235H254ZM20 238H21V237H20ZM22 238H24V237H22ZM22 238H21V239H22ZM69 238H70V235H69ZM75 238H76V237H75ZM95 238H96V237H95ZM169 238H170V237H169ZM229 238H230V237H229ZM246 238H247V237H246ZM255 238H256V237H255ZM258 238H259V237H258ZM8 239H9V238H8ZM21 239H20V240H21ZM24 239H25V238H24ZM28 239H29V237H28ZM55 239H56V238H55ZM67 239H68V238H67ZM72 239H74V238H72ZM91 239H92V238H91ZM102 239L104 240V238H102ZM114 239H115V238H114ZM116 239L118 240L117 237H116ZM152 239H155V238L152 237ZM183 239H184V237H183ZM188 239H189V237H188ZM206 239H207V238H206ZM222 239H224V238H222ZM227 239H228V238H227ZM243 239H244V238H243ZM248 239H250V238H248ZM256 239H257V238H256ZM12 240H13V239H12ZM74 240H75V239H74ZM121 240H122V239H121ZM121 240H120V241H121ZM149 240L151 241V238H150ZM166 240H167V239H166ZM240 240H241V238H240ZM253 240H254V239H253ZM5 241H7V240H5ZM25 241H26V240H25ZM27 241H28V240H27ZM66 241H67V240H66ZM78 241L76 240L75 243L78 242ZM89 241H90V240H89ZM110 241H112V239H111ZM118 241H119V240H118ZM120 241H119V242H120ZM160 241H161V240H160ZM171 241H172V240H171ZM181 241H182V240H181ZM184 241H185V240H184ZM186 241H187V240H186ZM201 241H202V240H201ZM232 241H233V240H232ZM238 241H239V240H238ZM20 242H21V241H20ZM22 242H23V241H22ZM79 242H78V243H79ZM86 242H87V241H86ZM119 242H117V243H119ZM161 242H162V241H161ZM166 242H168V241H166ZM176 242H177V240H176ZM182 242H183V241H182ZM236 242H237V241H236ZM262 242H263V241H262ZM14 243H15V242H14ZM29 243H30V242H29ZM66 243H67V242H66ZM92 243H93V241H92ZM95 243H96V241H95ZM97 243H98V242H97ZM108 243H109V242H108ZM146 243H147V242H146ZM164 243H165V242H164ZM180 243H181V242H179L178 244H180ZM188 243H190V242H188ZM199 243H200V242H199ZM199 243H198V245H200ZM230 243H231V242H230ZM67 244H68V243H67ZM73 244H74V243H73ZM87 244H88V242L86 243V245H87ZM89 244H90V243H89ZM99 244H100V243H99ZM106 244H107V243H106ZM110 244H111V242H110ZM119 244H120V243H119ZM119 244H118V245H119ZM127 244H129V243H127ZM159 244H160V243H159ZM161 244H162V243H161ZM170 244H171V243H170ZM201 244H202V243H201ZM209 244H210V243H209ZM209 244H208V245H209ZM231 244H232V243H231ZM21 245H23V243H22ZM59 245H60V244H59ZM74 245H75V244H74ZM78 245H79V244H78ZM90 245H91V244H90ZM121 245H122V244H121ZM157 245H158V244H157ZM168 245H169V244H168ZM198 245H197V246H198ZM233 245H234V246H237V245H239V244H237V245H236V244H233ZM241 245H242V244H241ZM252 245H253V244H252ZM63 246H64V245H63ZM63 246H62V247H63ZM67 246H68V245H67ZM92 246H94V245L92 244ZM97 246H98V244H97ZM151 246H153V245H151ZM154 246H155V245H154ZM158 246H159V245H158ZM163 246H164V245H163ZM174 246H175V245H174ZM176 246H177V245H176ZM176 246H175V247H176ZM183 246H184V245H183ZM187 246H188V245H187ZM197 246H196V247H197ZM249 246H250V245H249ZM19 247H20V246H19ZM59 247H60V246H59ZM65 247H66V246H65ZM77 247H78V246H77ZM106 247H107V249L109 248V246H106ZM125 247H126V246H125ZM136 247H137V246H136ZM168 247H169V246H168ZM175 247H174V248H175ZM198 247H199V246H198ZM202 247H203V246H202ZM241 247H243V245H242ZM259 247H260V246H259ZM26 248H27V247H26ZM104 248H105V246H104ZM147 248H148V247H147ZM154 248H156V247H154ZM158 248H159V247H158ZM158 248H157V249H158ZM177 248H178V247H177ZM180 248H181V247H180ZM189 248H190V247H189ZM194 248H195V247H194ZM237 248H238V246H237ZM245 248H246V247H245ZM247 248H249V247L247 246ZM23 249L25 250L24 247H23ZM71 249H72V248H71ZM71 249H70V250H71ZM75 249H76V248H75ZM89 249H91V248H89ZM89 249H87V250H89ZM95 249H96V248H95ZM97 249H98V247H97ZM102 249H103V248H102ZM137 249H139V247H138ZM164 249H165V248H164ZM198 249H199V248H198ZM198 249H197V251H198ZM205 249L207 250V247H206ZM257 249H258V248H257ZM24 250H23V251H24ZM27 250H28V249H26V251H27ZM67 250H69V249H67ZM77 250H78V249H77ZM100 250H101V249H100ZM132 250H133V249L129 250V252L132 251ZM151 250H153V249H151ZM173 250H174V249H173ZM177 250H178V249H177ZM187 250H190V249H187ZM246 250H247V249H246ZM262 250H264V249H262ZM80 251H81V250H80ZM84 251H85V250H84ZM122 251H124V253L126 252V251H125V248H124L123 246L120 247V248L118 249V252H121V253H122ZM184 251H186V250H184ZM194 251H195V250H194ZM197 251H195V252H197ZM201 251H202V250H201ZM201 251H200V252H201ZM243 251H244V250H243ZM68 252H69V251H68ZM71 252H72V251H71ZM78 252H79V251H78ZM88 252H89V251H88ZM88 252H86V253H88ZM127 252H128V251H127ZM151 252H153V251H151ZM165 252H166V251H164L163 253H165ZM173 252H174V251H173ZM175 252H176V250H175ZM178 252H179V251H178ZM178 252H176V254H177ZM180 252H182V251H180ZM191 252H192V251H191ZM198 252H199V251H198ZM262 252H263V251H262ZM21 253H22V252H21ZM64 253H65V252H64ZM82 253L84 254V252H82ZM91 253H92V252H91ZM91 253H90V254H91ZM95 253H96V250H95ZM131 253H132V252H131ZM15 254H16V253H15ZM117 254H118V253H117ZM127 254H128V253H127ZM145 254H148V253L146 252ZM145 254H144V255H145ZM151 254H152V253H151ZM156 254H157V253H156ZM165 254H166V253H165ZM178 254H181V253H178ZM186 254H187V253H186ZM196 254H197V253H196ZM196 254H195V255H196ZM18 255H19V252H18ZM20 255H21V254H20ZM24 255H25V254H24ZM84 255H85V254H84ZM134 255H135V253H134ZM142 255H143V254H142ZM148 255H149V254H148ZM152 255H153V254H152ZM154 255H155V254H154ZM154 255H153V256H154ZM159 255H160V251H159ZM162 255H163V254H162ZM198 255H199V254H198ZM200 255H202V254H200ZM27 256H28V255H27ZM29 256H30V255H29ZM29 256H28V257H29ZM32 256H33V255H32ZM35 256H36V255H35ZM72 256H73V254L71 255V257H72ZM89 256H90V255H89ZM89 256H88V257H89ZM93 256H94V255H93ZM93 256H90V257L92 258ZM114 256H115V254H114ZM139 256H141V255H139ZM155 256H156V255H155ZM171 256H172V255H171ZM179 256H180V255H179ZM252 256H253V255H252ZM255 256L257 257V255H255ZM14 257H15V256H14ZM16 257H17V255H16ZM23 257H24V256H23ZM25 257H26V256H25ZM82 257H83V256H82ZM119 257H120V256H119ZM129 257H130V256H129ZM184 257H185V255H184ZM196 257H198V256L196 255ZM201 257H202V256H201ZM261 257H262V256H261ZM31 258H32V257H31ZM73 258H74V257H73ZM76 258H78V257H76ZM85 258H87V257H85ZM134 258H135V257H134ZM137 258H138V257H137ZM142 258H143V257H142ZM174 258H175V256H174ZM180 258H181V257H180ZM192 258H193V257H192ZM202 258H203V257H202ZM249 258H250V257H249ZM24 259H25V258H24ZM29 259H30V257H29ZM80 259H81V256H80ZM138 259H139V258H138ZM171 259H172V258H171ZM178 259H179V258H178ZM190 259H191V258H190ZM13 260H14V261H13ZM26 260H28V259H26ZM52 260H53V259H52ZM68 260H69V259H68ZM68 260L61 258V259H58L55 263H56V264H69ZM78 260H79V259H78ZM123 260H124V259H123ZM127 260L130 261V262H129L130 264H133V262H135V261H134L135 259L133 260V257H131L130 259H127ZM165 260H166V259H165ZM165 260H164V261H165ZM172 260H174V259H172ZM186 260H187V259H186ZM193 260H194V259H193ZM198 260H199V259H198ZM242 260H243V259H242ZM244 260H245V259H244ZM248 260H249V259H248ZM261 260H263V259H261ZM24 261H25V260H24ZM71 261H72V259H71ZM71 261H70V262H71ZM162 261H163V260H162ZM170 261H171V260H170ZM178 261H180V260H178ZM178 261H177V262H178ZM182 261H185V260H182ZM182 261H181V262H182ZM194 261H196V259H195ZM194 261H193V264H196L197 262L195 263ZM254 261H256V260H254ZM26 262H27V261H26ZM30 262H31V261H30ZM113 262H116V261L114 260ZM123 262H124V261H123ZM123 262H122V263H123ZM125 262H126V261H125ZM137 262H140V260L137 261ZM166 262H167V261H166ZM166 262H165V264H166ZM168 262H169V260H168ZM181 262H179V263H177V264H180ZM185 262H187V261H185ZM189 262H190V261H189ZM199 262H200V261H199ZM15 263H16V262H15ZM53 263H54V261H53ZM119 263H120V262H119ZM153 263H154V262H153ZM156 263H157V262H156ZM163 263H164V262H163ZM173 263H174V262H172L171 264H173ZM190 263H191V262H190ZM253 263H254V262H253ZM16 264H17V263H16ZM31 264H37V263H35V257L32 258V263H31ZM73 264H74V263H73ZM124 264H125V263H124ZM126 264H127V263H126ZM168 264H170V262H169ZM182 264H183V263H182ZM185 264H186V263H185ZM188 264H189V263H188ZM243 264H244V263H243ZM254 264H255V263H254ZM259 264H263V262H260Z\"/></svg>", "mask_w": 264, "mask_h": 264}]
</instances>
